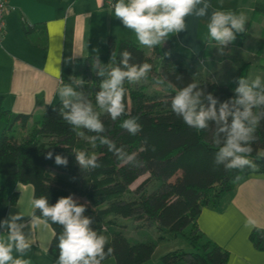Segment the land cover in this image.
<instances>
[{
    "label": "trees",
    "instance_id": "1",
    "mask_svg": "<svg viewBox=\"0 0 264 264\" xmlns=\"http://www.w3.org/2000/svg\"><path fill=\"white\" fill-rule=\"evenodd\" d=\"M251 8L252 14L264 17L263 0H254ZM124 49L131 52L134 63L152 65L146 80L124 85L127 109L131 116L139 118L143 131L133 136L122 129L120 125L127 117L113 121L102 112L100 118L106 128L103 135L118 148L123 147L129 154L135 153L142 166L122 164L107 146L89 139L95 133L68 125L59 113L61 100L47 108L41 119L27 129L31 115L12 116L0 96V121L5 123L0 134V175L4 176L0 183V203L6 206L17 203L18 193L14 189L17 184L30 185L33 198L47 196L50 204H55L61 197L82 199L77 201L86 206L85 215L93 219V229L107 237L106 247L114 249L109 258H113L115 264H144L154 253L157 241L178 236L184 238L193 252H169L161 257L163 264H226L228 252L207 239L196 221L203 208L216 206L220 198L231 192L246 175L264 173L263 155L260 154L264 150V121L256 131L257 139L248 157L255 167L226 171L223 165L214 164L219 148L214 143L213 131H197L188 127L173 113L171 97L189 83H196L223 102L234 95V78L242 76L248 79L250 65L239 68L227 84L197 81L185 65L188 58L181 53L166 52L157 46L153 48L154 56L148 57L131 41L113 40L108 42L107 54L87 57L64 69L62 86L70 82V77L79 78L82 91L99 112L95 95L100 90L102 78L96 75V57L107 65L114 51L116 61L111 66L115 67ZM194 59L196 57L191 56L189 60ZM259 69L264 72V65ZM158 80L164 83L158 84ZM152 85H158L160 90L149 93ZM15 125L20 130L27 129L26 134L16 137L13 134ZM77 132H82L83 136H78ZM80 151L97 154L102 166L94 170L81 169L75 159V154ZM50 152L51 159L47 158ZM56 155L67 158V166L57 165ZM144 176L134 190L129 189ZM81 181L84 184L80 185ZM149 185L155 189L147 191ZM35 212L40 215L38 210ZM117 218L122 221L118 222ZM123 220L135 222L138 227L153 224L157 241L129 242L123 235ZM48 224L53 231L48 253L56 262L59 256L58 235L62 228ZM249 238L258 250L264 251V229H254Z\"/></svg>",
    "mask_w": 264,
    "mask_h": 264
},
{
    "label": "clouds",
    "instance_id": "2",
    "mask_svg": "<svg viewBox=\"0 0 264 264\" xmlns=\"http://www.w3.org/2000/svg\"><path fill=\"white\" fill-rule=\"evenodd\" d=\"M211 7L208 0H115L114 14L124 28L135 33L139 44L152 49L164 44L168 37L187 31L186 20L190 16L207 17ZM247 16L231 11H213L207 23L211 40L219 45L218 53L233 44L238 35L246 30ZM76 55V53H75ZM134 58L127 49L120 52L119 64L113 51L110 62L104 65L96 57V75L101 77L100 90L95 95V105L113 121L121 117L120 127L136 136L143 131L138 117L131 116L125 102L127 89L125 83L138 84L148 78L152 71L149 63H134ZM234 95L221 100L213 93L201 89L196 83H189L171 97L173 113L190 128L197 131L212 130L214 143L219 150L215 154L214 164L223 165L226 171L241 170L255 165L248 157L252 154V144L256 141V131L264 121V80L257 76L254 80L236 77ZM163 84V80H158ZM81 88V91H77ZM61 98L60 116L73 129H85L96 135L89 137L93 142L107 146L117 159L125 165L142 166L135 153L129 154L123 147L103 135L105 125L100 113L92 101L82 91L79 78L70 77V82L59 89ZM83 136L82 132H77ZM155 151V146H153ZM49 159L52 153H48ZM81 169L94 170L102 165L95 153L89 155L80 151L75 154ZM57 165L67 166V158L55 156ZM33 212L26 220L19 214H10L0 221V264H30L23 257L32 251L34 243L33 228L43 221L59 225L62 232L58 235L59 256L56 264H103L113 255L114 249L106 247L108 239L94 230L93 219L86 216V206L72 196L61 197L55 204H50L47 196L33 198L30 201ZM35 210L40 215L37 216ZM256 226L257 222L249 221ZM47 251L46 248L43 249ZM13 252L18 253L14 256Z\"/></svg>",
    "mask_w": 264,
    "mask_h": 264
},
{
    "label": "crops",
    "instance_id": "3",
    "mask_svg": "<svg viewBox=\"0 0 264 264\" xmlns=\"http://www.w3.org/2000/svg\"><path fill=\"white\" fill-rule=\"evenodd\" d=\"M229 1L208 0L211 5L209 15L203 18L188 17L187 31L178 37H168L160 48L185 55L188 64L194 61L189 60L191 56L200 60L206 55L205 50L209 46L207 23L211 13L217 10L230 11ZM6 2L10 9L5 15V29L0 36V96L12 116L31 115L27 129L38 121L37 117L42 116L47 108L61 100L59 89L62 87V71L87 57L107 54L109 41L128 40L142 48L146 56H154L153 48H143L135 33L124 28L116 19L114 10L105 7L101 0ZM237 4L238 8L232 12L241 11L244 7L243 0ZM213 57L211 54L206 59ZM204 60L202 58L200 62ZM224 76H228L227 73L224 72ZM231 80L227 79L224 83L216 80L210 82L227 84ZM4 127L5 123L0 121V134ZM15 129L16 137L24 136L27 131L20 130L17 125ZM14 189L18 193L17 203L14 206L0 203V221L10 214L19 213L27 220L32 213V187L17 184ZM250 220L256 221V226L250 224ZM196 223L207 239L228 252L226 264H264V251L258 250L249 238L254 229H264V173L246 175L231 192L220 198L216 206L203 208ZM33 234L32 251L23 258L29 260L30 264H56L48 253L53 237L49 224L45 225L41 221L38 227L33 228ZM0 238L6 239L7 234ZM157 247L144 264H163L161 256L155 257ZM13 255L19 254L13 252ZM110 260L107 259L103 264H115V261Z\"/></svg>",
    "mask_w": 264,
    "mask_h": 264
},
{
    "label": "rangeland",
    "instance_id": "4",
    "mask_svg": "<svg viewBox=\"0 0 264 264\" xmlns=\"http://www.w3.org/2000/svg\"><path fill=\"white\" fill-rule=\"evenodd\" d=\"M239 1V0H238ZM237 0H230L231 12L234 8H238ZM244 7L241 11L236 13H244L247 16L246 30L243 34L238 35L237 40L229 45L227 48L223 50V55L218 53L219 45L214 40L209 39L208 47L205 52L206 55L202 56L205 58V62L194 59L191 64L185 63L186 67L191 71L193 76L200 81H212L216 80L218 82L224 83L227 79L231 80L235 77L239 68L241 69L243 65L249 64L250 70L248 79L254 80L257 76L261 77L264 80V72L259 69V66L264 65V17L260 15L252 14V3L254 0H243ZM264 1V0H263ZM213 42V43H212ZM145 48V47H143ZM146 54H149V51L144 49ZM107 52V51H106ZM105 52V53H106ZM103 53V54H105ZM213 54L215 57L212 59L208 58V55ZM225 57V58H224ZM199 57H197L198 59ZM226 66V67H225ZM229 66H232L230 68ZM81 69V68H80ZM226 69V71H225ZM224 72L227 73L228 76H224ZM204 74L203 76H201ZM223 75V76H221ZM227 77V78H226ZM160 90L158 85H152L149 88V93L153 91ZM129 104V102H128ZM103 111L100 110L101 114ZM41 119V115L37 117V120ZM15 128L13 130V134H15ZM261 155L264 156V150L260 152ZM145 178L140 177L134 184H132L129 189L134 190ZM4 181V176L0 175V183ZM84 184L83 181L80 182V185ZM155 189V186L149 185L147 187V191H151ZM76 200L79 199L76 196H72ZM117 221H122L120 218H117ZM122 223L124 228L123 235L128 239L129 242L135 243L139 240H152L157 241V233L155 226L153 224H149L146 226H137L135 222L123 220ZM156 256L162 257L165 254L172 251H181L184 253L193 252L192 248L182 237H176L171 240H164L160 242H156ZM110 261H114L111 258ZM108 264V263H107Z\"/></svg>",
    "mask_w": 264,
    "mask_h": 264
},
{
    "label": "built area",
    "instance_id": "5",
    "mask_svg": "<svg viewBox=\"0 0 264 264\" xmlns=\"http://www.w3.org/2000/svg\"><path fill=\"white\" fill-rule=\"evenodd\" d=\"M101 2L105 7L113 9L115 0H101ZM9 9L10 7L6 0H0V36L5 29V15L9 11Z\"/></svg>",
    "mask_w": 264,
    "mask_h": 264
},
{
    "label": "water",
    "instance_id": "6",
    "mask_svg": "<svg viewBox=\"0 0 264 264\" xmlns=\"http://www.w3.org/2000/svg\"><path fill=\"white\" fill-rule=\"evenodd\" d=\"M261 160H262V161H264V156H263V157H261Z\"/></svg>",
    "mask_w": 264,
    "mask_h": 264
}]
</instances>
